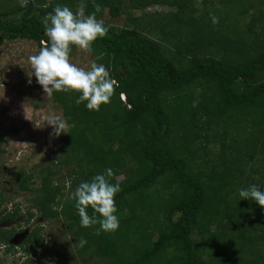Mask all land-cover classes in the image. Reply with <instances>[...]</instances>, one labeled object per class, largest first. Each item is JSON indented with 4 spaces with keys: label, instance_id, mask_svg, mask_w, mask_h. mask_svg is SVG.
Returning <instances> with one entry per match:
<instances>
[{
    "label": "trees",
    "instance_id": "16d2710c",
    "mask_svg": "<svg viewBox=\"0 0 264 264\" xmlns=\"http://www.w3.org/2000/svg\"><path fill=\"white\" fill-rule=\"evenodd\" d=\"M12 1L0 7V45L26 38L38 48L46 46V14L58 4L75 12L79 3ZM217 1V8L197 14L193 0H85V15L100 5L98 20L104 9L116 17L126 5L174 9L160 15L171 28L169 44L145 34L139 18L129 28L103 21L108 31L93 41L92 53L116 81L110 102L92 111L75 103L77 91H53L67 125L58 157L15 175L40 218L65 220L66 230L86 241L78 246L84 264L94 258L101 264H264V210L238 196L250 184L264 187V12L259 0ZM246 12L249 21L241 26L238 17ZM213 123L222 127L208 138L201 128ZM13 129L0 132V150ZM208 140L217 145L209 151ZM108 167L110 182L120 185L114 196L119 227L98 233V224L80 225L71 194ZM55 171L68 176L63 198L64 183L51 180ZM119 173L124 176L116 180ZM35 176L38 187L31 185ZM26 211L27 219L34 215ZM18 213L13 206L0 221ZM13 229L0 228V241ZM39 229L34 225L23 239L29 255L43 241Z\"/></svg>",
    "mask_w": 264,
    "mask_h": 264
},
{
    "label": "rangeland",
    "instance_id": "374dc122",
    "mask_svg": "<svg viewBox=\"0 0 264 264\" xmlns=\"http://www.w3.org/2000/svg\"><path fill=\"white\" fill-rule=\"evenodd\" d=\"M193 6L197 9V14L202 8H217V0H193ZM12 0H0V7L12 5ZM259 10L264 12V1L257 4ZM173 10L165 4L156 3L142 9L122 8L119 15L112 17L104 9L99 20L107 21L120 27H131L133 18H139L143 32L160 43L169 44L171 28L162 20L161 14ZM249 12L251 11L248 10ZM249 12L242 13L238 17V23L245 26L249 21ZM150 21L151 24L146 22ZM216 51L215 45L208 47ZM207 48V49H208ZM39 50L35 41L26 38H15L4 40L0 45V132L13 128L12 134L4 136L1 140L3 150H0V193L3 201L0 203V211L8 212L13 206L19 208V213L14 220L0 221L3 230L14 227L15 235L18 239H9L3 243L0 241V264H84L81 260L78 246L79 241L75 239V230H66L65 220L54 219L53 217L44 220L38 216L37 211L29 202L30 194L27 191L19 190L15 175L24 171L30 173L41 166L55 161L60 152L59 140L66 132L67 125L59 135L53 134L52 126L47 124V119L56 115L63 119L61 108L51 99V95L43 92L42 87L36 82L32 75V69L28 62V56L35 54ZM70 60L79 67L87 69L90 63L95 60L94 54L84 53L73 48L70 53ZM29 81H31L29 83ZM3 85V87H2ZM121 99V98H120ZM125 97L122 101H125ZM64 120V119H63ZM221 124H211L210 127L202 126V132H219ZM228 130H232L230 127ZM211 140H208L205 150L209 151L216 147ZM66 171L52 174L51 180L54 183H64V195H69V187ZM64 173V174H63ZM123 174H116L115 179L120 180ZM31 184L38 187L41 183L37 176ZM75 190V189H74ZM56 207V203H52ZM128 208V207H127ZM34 210V215L28 221H24L25 212ZM1 216V213H0ZM60 218V217H59ZM123 220L127 216L123 214ZM207 224V222H203ZM34 225H40V234L43 241L34 253L26 255V247L19 249L17 246L23 238V232ZM74 228V227H72ZM147 229V228H146ZM13 236V235H12ZM10 243H12L11 246ZM88 264H101L100 260L92 259Z\"/></svg>",
    "mask_w": 264,
    "mask_h": 264
},
{
    "label": "clouds",
    "instance_id": "9594fccd",
    "mask_svg": "<svg viewBox=\"0 0 264 264\" xmlns=\"http://www.w3.org/2000/svg\"><path fill=\"white\" fill-rule=\"evenodd\" d=\"M100 10V5L94 4V11L85 15V0H79L75 12L67 5H56L43 20L46 46L28 56L32 75L44 93L51 95L53 91H77L79 95L75 103L84 102V107L92 111H97L101 104L110 102L116 81L110 77L103 64L93 60L85 69L71 62L70 53L73 48L91 53L93 41L107 33L108 27L96 18V13ZM209 17L212 24L218 22L214 14L209 13ZM46 121L52 126L54 135L64 132L66 122L62 118L52 115ZM112 176L113 170L105 168L89 180L81 181L71 194L82 227L98 224V233L112 232L119 227L114 196L120 191V185L110 182ZM238 196L254 201L264 210V187L250 184L246 188H240ZM62 208L63 204H60L58 210ZM88 208L93 210L91 216ZM85 243L81 238L80 246Z\"/></svg>",
    "mask_w": 264,
    "mask_h": 264
},
{
    "label": "flooded vegetation",
    "instance_id": "af4514ba",
    "mask_svg": "<svg viewBox=\"0 0 264 264\" xmlns=\"http://www.w3.org/2000/svg\"><path fill=\"white\" fill-rule=\"evenodd\" d=\"M5 210H6V209H5ZM5 210L3 209V211H1V214H4V213L6 212ZM8 210H10V209H8ZM27 217H28V214H27V211H26V212H25V217L23 218V220L26 221V222L28 221L29 218H32V217H29V218L27 219ZM4 220H14V219H9V218H8V219H4ZM1 221H3V220H1ZM0 228H2V227L0 226ZM13 228H14V229H13V234H12L13 236H11L9 239L13 238V239H16V240H17L18 237L15 235V229H16V228L14 227V225H13ZM30 228H32V227H30ZM30 228H29V229H30ZM29 229H26V230L23 232V238H22V241H21L17 246L12 245V243H10V245H11V246H14V247H17V248H19V249L23 248V246H24V245H23V239H24V237H25V235H26V233L28 232ZM16 230H17V229H16ZM25 252H26L25 254L27 255V254H28V253H27V249H26ZM28 255H29V254H28Z\"/></svg>",
    "mask_w": 264,
    "mask_h": 264
},
{
    "label": "built area",
    "instance_id": "2783aa9c",
    "mask_svg": "<svg viewBox=\"0 0 264 264\" xmlns=\"http://www.w3.org/2000/svg\"><path fill=\"white\" fill-rule=\"evenodd\" d=\"M120 98L123 100L124 99V95L123 93H120Z\"/></svg>",
    "mask_w": 264,
    "mask_h": 264
}]
</instances>
